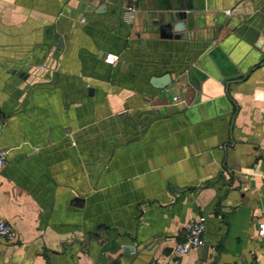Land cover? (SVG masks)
<instances>
[{"label": "crops", "instance_id": "crops-1", "mask_svg": "<svg viewBox=\"0 0 264 264\" xmlns=\"http://www.w3.org/2000/svg\"><path fill=\"white\" fill-rule=\"evenodd\" d=\"M0 125V264H264V0H0Z\"/></svg>", "mask_w": 264, "mask_h": 264}, {"label": "built area", "instance_id": "built-area-1", "mask_svg": "<svg viewBox=\"0 0 264 264\" xmlns=\"http://www.w3.org/2000/svg\"><path fill=\"white\" fill-rule=\"evenodd\" d=\"M135 1V0H130ZM136 7L134 4H128L124 6L121 17L125 23H132L135 15ZM226 10V13H229ZM174 101L179 102L178 97L173 98ZM6 158V153L4 150L0 151V166L3 165ZM264 214V208H263ZM206 227L205 216H195L190 218L183 228V239L178 242L173 248L169 256L160 259L154 257L151 264H179L181 256L188 253L192 249H196L203 244V233ZM260 234H264V223L260 225ZM0 236L7 241L14 240V233L10 223L4 220L0 216ZM264 258V256H263Z\"/></svg>", "mask_w": 264, "mask_h": 264}, {"label": "water", "instance_id": "water-1", "mask_svg": "<svg viewBox=\"0 0 264 264\" xmlns=\"http://www.w3.org/2000/svg\"><path fill=\"white\" fill-rule=\"evenodd\" d=\"M229 8H226L228 10ZM157 19L153 20L154 24L157 25V28L160 32L161 37H174V38H185L188 35V32L186 31V28L188 29L190 24V14L186 12L185 8L180 7H169L168 9L161 11L157 15ZM60 40L58 39L57 42L54 44V48L52 51H48L46 55L48 57L52 56L54 53L60 52ZM42 65V64H38ZM30 66L28 68L27 72H18L16 76L23 77L25 80L27 78V75L32 71ZM42 67V66H41ZM44 67V66H43ZM236 76H230L225 78V80L235 78ZM1 127V125H0Z\"/></svg>", "mask_w": 264, "mask_h": 264}]
</instances>
